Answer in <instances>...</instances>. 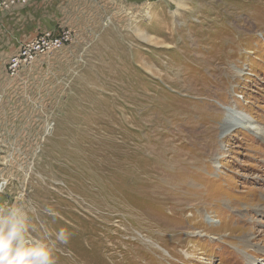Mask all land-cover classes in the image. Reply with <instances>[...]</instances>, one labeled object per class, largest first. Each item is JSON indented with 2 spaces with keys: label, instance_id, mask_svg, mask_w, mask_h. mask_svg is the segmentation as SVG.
<instances>
[{
  "label": "rangeland",
  "instance_id": "374dc122",
  "mask_svg": "<svg viewBox=\"0 0 264 264\" xmlns=\"http://www.w3.org/2000/svg\"><path fill=\"white\" fill-rule=\"evenodd\" d=\"M40 29L71 41L0 62V201L67 230L56 264H264V0H30Z\"/></svg>",
  "mask_w": 264,
  "mask_h": 264
},
{
  "label": "clouds",
  "instance_id": "9594fccd",
  "mask_svg": "<svg viewBox=\"0 0 264 264\" xmlns=\"http://www.w3.org/2000/svg\"><path fill=\"white\" fill-rule=\"evenodd\" d=\"M45 212L55 214L50 207ZM36 214L29 201H0V264H56V243L66 244L69 233L66 229L50 233L45 228L42 235H34Z\"/></svg>",
  "mask_w": 264,
  "mask_h": 264
},
{
  "label": "built area",
  "instance_id": "2783aa9c",
  "mask_svg": "<svg viewBox=\"0 0 264 264\" xmlns=\"http://www.w3.org/2000/svg\"><path fill=\"white\" fill-rule=\"evenodd\" d=\"M30 0H0V14L18 6H26ZM71 41L68 29L57 32L53 29H40L29 40L22 39L6 65V73L10 77L18 76L24 66L31 64L38 56L49 54L54 50L63 48Z\"/></svg>",
  "mask_w": 264,
  "mask_h": 264
},
{
  "label": "crops",
  "instance_id": "0c3cea01",
  "mask_svg": "<svg viewBox=\"0 0 264 264\" xmlns=\"http://www.w3.org/2000/svg\"><path fill=\"white\" fill-rule=\"evenodd\" d=\"M22 39H24V6L0 14V59H3L0 61L1 64L5 65L9 57L16 52L18 43Z\"/></svg>",
  "mask_w": 264,
  "mask_h": 264
},
{
  "label": "bare ground",
  "instance_id": "6f19581e",
  "mask_svg": "<svg viewBox=\"0 0 264 264\" xmlns=\"http://www.w3.org/2000/svg\"><path fill=\"white\" fill-rule=\"evenodd\" d=\"M225 118L222 123V129L229 130L233 127H244L262 135V129L260 130L256 124H253L246 116H239L236 111L224 110Z\"/></svg>",
  "mask_w": 264,
  "mask_h": 264
}]
</instances>
